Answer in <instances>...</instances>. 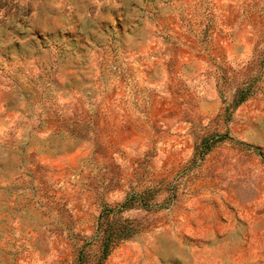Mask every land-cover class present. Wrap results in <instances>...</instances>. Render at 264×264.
I'll list each match as a JSON object with an SVG mask.
<instances>
[{
    "label": "rangeland",
    "instance_id": "1",
    "mask_svg": "<svg viewBox=\"0 0 264 264\" xmlns=\"http://www.w3.org/2000/svg\"><path fill=\"white\" fill-rule=\"evenodd\" d=\"M0 264H264V0H0Z\"/></svg>",
    "mask_w": 264,
    "mask_h": 264
},
{
    "label": "trees",
    "instance_id": "2",
    "mask_svg": "<svg viewBox=\"0 0 264 264\" xmlns=\"http://www.w3.org/2000/svg\"><path fill=\"white\" fill-rule=\"evenodd\" d=\"M131 234H132V231H131L130 227L129 228L127 227V225H125V227L117 229L116 231L109 229L107 231V233H105V236H104V249H103L104 250V256H106L109 253L110 246L114 242H116L117 240H119L122 237L130 236Z\"/></svg>",
    "mask_w": 264,
    "mask_h": 264
}]
</instances>
